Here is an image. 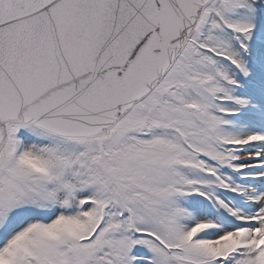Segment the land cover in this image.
<instances>
[{"label":"snow or ice","instance_id":"obj_1","mask_svg":"<svg viewBox=\"0 0 264 264\" xmlns=\"http://www.w3.org/2000/svg\"><path fill=\"white\" fill-rule=\"evenodd\" d=\"M0 264H264V0H0Z\"/></svg>","mask_w":264,"mask_h":264}]
</instances>
